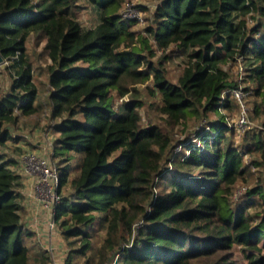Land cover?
Returning a JSON list of instances; mask_svg holds the SVG:
<instances>
[{"label":"trees","instance_id":"trees-1","mask_svg":"<svg viewBox=\"0 0 264 264\" xmlns=\"http://www.w3.org/2000/svg\"><path fill=\"white\" fill-rule=\"evenodd\" d=\"M82 1L96 11L87 27L80 0H0L9 79L0 86V264L48 258L31 259L22 175L3 149L11 128L39 109L25 46L37 34L52 156L61 159L53 219L64 264H264V0H156L138 6L148 11L141 29L121 14L129 0ZM174 47L184 57L171 79L164 61ZM147 81L162 124L142 121L137 84ZM235 89L245 93L248 121H257L238 139L226 113L241 112Z\"/></svg>","mask_w":264,"mask_h":264},{"label":"rangeland","instance_id":"rangeland-1","mask_svg":"<svg viewBox=\"0 0 264 264\" xmlns=\"http://www.w3.org/2000/svg\"><path fill=\"white\" fill-rule=\"evenodd\" d=\"M155 1L156 0H129L128 3L132 4V8L138 10L139 15L141 17V20L133 25L134 29L143 28L146 22L145 16L148 15V11H143L138 6L148 5L149 8H151ZM77 11L78 18L82 24V27L93 25L96 22V11L91 4L80 0V7L77 9ZM25 46L32 62V78L34 79L38 87V93L35 102L39 104V109L35 114L21 118L20 122L14 128H11V132L14 137L12 139H7L6 146L3 149L5 151V154L14 157L18 161V165L16 168L22 175V203L24 207V215L22 217V222L23 224L25 223V227L32 228L34 230V233H36L28 241L30 243L29 252L31 254V259L33 261H36L34 252H44L46 253V255H48L47 264H64L67 251L65 239L57 225L54 228H50L48 226V222L50 221L48 219V216L53 211L54 207L43 203V200H37L38 195H36L35 192L36 176L28 175L31 176V178H35H33V180L30 182L31 185L29 190L24 187V180L26 183L28 181L26 177L29 178L22 169V157L24 153L34 152L36 154H39L40 156L42 155L47 159V161L51 163V165L55 167L58 166L61 162L60 156L55 158L52 156L53 134H51V131L47 129V126L49 123L52 122V119L50 118V108L48 105V86L46 72L47 60L46 53L44 50L43 36L40 34L30 35L25 42ZM174 48V56L164 61V65L166 66L169 77L171 79H175L177 74L179 73V70L182 65L181 63L184 57V55L181 53V49H178L176 47ZM130 52L133 53L132 50H130ZM151 59L157 63V55L152 56ZM240 71L241 69L237 65H233L231 67V73L237 78H241L243 74L242 71L241 73ZM8 84L9 79L6 70L4 69V64L0 63V86L6 88ZM146 84H150V82L147 81L143 84H137L141 90L140 97L145 102V105L141 110L143 118L142 121L144 123L151 122L162 124L161 118L163 115L156 109L158 98L148 94L145 91L143 87ZM244 84L247 83L245 82ZM242 100L243 99L241 98V101ZM244 105L246 107L245 103ZM226 113L228 114L229 122L236 123L241 117L240 110L238 111L234 109L230 112L226 111ZM256 122L257 121L255 120L251 121V123L249 122L250 124L247 127L256 126ZM177 130L178 128L175 129L174 136L177 139L183 138L184 134L180 133ZM242 134V131L237 129V132L235 133V138H240ZM174 150L179 152L182 150V147L177 146ZM70 162L73 164V166L76 165V163L78 162V156L72 158ZM23 173L26 174V177H24L25 175ZM39 197L41 198V195H39ZM239 199L240 195L237 200ZM38 207H42L43 210L39 212V209H37ZM26 215L31 216L30 218L32 219L28 223L25 222ZM97 229V236L93 240V244L96 246L98 244V234H101L103 232V228ZM82 260V255L76 256L74 258V261L76 263ZM239 262L240 264H245V260L241 258L239 259Z\"/></svg>","mask_w":264,"mask_h":264},{"label":"built area","instance_id":"built-area-1","mask_svg":"<svg viewBox=\"0 0 264 264\" xmlns=\"http://www.w3.org/2000/svg\"><path fill=\"white\" fill-rule=\"evenodd\" d=\"M121 14L126 18H137L139 21L141 17L139 15L138 10L132 8L131 3H127L122 11ZM238 60H242L241 54L237 56ZM4 63V62H3ZM241 68V67H239ZM234 96L239 100L241 106V117L236 122V127L238 130L242 131L245 127L249 125V121L247 118V108L244 105L243 100L241 98L245 96V93L240 89H235L232 92ZM22 169L27 175H34L36 176L35 182V192L38 195V200L44 201L43 203L53 207L54 204L58 200L57 194V184H58V173L57 168L45 157L34 152H27L23 154L22 157ZM242 194V187L238 188L236 191L234 198L237 200L239 195ZM41 195V198L39 197ZM48 226L50 228L56 227V224L53 219V211L48 216Z\"/></svg>","mask_w":264,"mask_h":264},{"label":"crops","instance_id":"crops-1","mask_svg":"<svg viewBox=\"0 0 264 264\" xmlns=\"http://www.w3.org/2000/svg\"><path fill=\"white\" fill-rule=\"evenodd\" d=\"M24 174V173H23ZM25 176L24 177H26V174H24ZM28 176V175H27ZM29 178H27L26 177V179H28V181L25 183V180H24V187L26 188V189H30V182L33 180V178H35V177H33V178H31V176H28ZM35 180H36V178H35ZM29 182V183H28ZM28 183V184H27ZM38 200V199H37ZM37 209H39V212L40 211H42L43 209H42V207H38ZM31 216H27L26 215V220H25V222L26 223H28L29 221H31L32 219L30 218ZM23 225H25V223L23 224ZM26 228H28L30 231H32V237H33V235H35L36 233H34V230L32 229V228H29V227H26Z\"/></svg>","mask_w":264,"mask_h":264},{"label":"water","instance_id":"water-1","mask_svg":"<svg viewBox=\"0 0 264 264\" xmlns=\"http://www.w3.org/2000/svg\"><path fill=\"white\" fill-rule=\"evenodd\" d=\"M4 59L2 58L1 54H0V63H3Z\"/></svg>","mask_w":264,"mask_h":264}]
</instances>
